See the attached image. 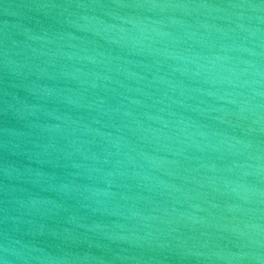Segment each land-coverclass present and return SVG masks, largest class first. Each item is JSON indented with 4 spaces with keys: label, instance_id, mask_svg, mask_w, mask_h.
<instances>
[{
    "label": "water",
    "instance_id": "obj_1",
    "mask_svg": "<svg viewBox=\"0 0 264 264\" xmlns=\"http://www.w3.org/2000/svg\"><path fill=\"white\" fill-rule=\"evenodd\" d=\"M0 264H264V0H0Z\"/></svg>",
    "mask_w": 264,
    "mask_h": 264
}]
</instances>
